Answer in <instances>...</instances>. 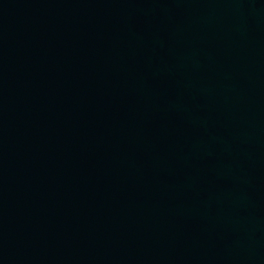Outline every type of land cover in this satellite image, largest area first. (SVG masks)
Returning <instances> with one entry per match:
<instances>
[{"label": "water", "instance_id": "1", "mask_svg": "<svg viewBox=\"0 0 264 264\" xmlns=\"http://www.w3.org/2000/svg\"><path fill=\"white\" fill-rule=\"evenodd\" d=\"M0 264H264V0H0Z\"/></svg>", "mask_w": 264, "mask_h": 264}]
</instances>
